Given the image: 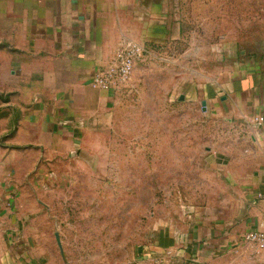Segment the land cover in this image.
I'll list each match as a JSON object with an SVG mask.
<instances>
[{
    "label": "crops",
    "instance_id": "1",
    "mask_svg": "<svg viewBox=\"0 0 264 264\" xmlns=\"http://www.w3.org/2000/svg\"><path fill=\"white\" fill-rule=\"evenodd\" d=\"M210 17L194 15L187 32L180 15L167 13V0H0V233L19 235L21 264L49 260L35 249L41 224L33 221V193L66 180L71 159L96 155L115 122L120 86L93 88V73L122 44L140 45V56L165 53L187 35L193 53L222 62L215 70L191 68L204 79L191 80L186 100L200 103L213 129L205 146L213 180L188 190L206 196L175 231V244L191 264H216L219 256L224 264H264V250L237 241L264 229V26L219 31ZM12 193L19 203L8 209ZM22 193H30L29 206L20 205Z\"/></svg>",
    "mask_w": 264,
    "mask_h": 264
},
{
    "label": "rangeland",
    "instance_id": "2",
    "mask_svg": "<svg viewBox=\"0 0 264 264\" xmlns=\"http://www.w3.org/2000/svg\"><path fill=\"white\" fill-rule=\"evenodd\" d=\"M167 13L180 15L187 32L194 15L213 17L219 31L264 26V0H167ZM190 42L187 35L165 53L149 49L139 56L120 85L121 104L101 149L71 159L66 180L33 193V221L41 224L35 249L49 257L45 264H191L174 236L206 196L188 190L213 180L205 148L213 129L186 94L192 79H204L191 68L215 70L222 61L193 53ZM182 190L187 193H177ZM14 194L6 197L8 209L17 208ZM22 194L20 205L29 206L30 193ZM18 236L0 233V264L27 259L13 241ZM216 260L224 264L221 256Z\"/></svg>",
    "mask_w": 264,
    "mask_h": 264
},
{
    "label": "built area",
    "instance_id": "3",
    "mask_svg": "<svg viewBox=\"0 0 264 264\" xmlns=\"http://www.w3.org/2000/svg\"><path fill=\"white\" fill-rule=\"evenodd\" d=\"M142 48L136 43L122 44L114 54L113 58L104 71L93 73L90 86L101 90H112L118 88L128 77L133 68L135 60L140 56ZM262 121L263 117L254 118ZM247 244L255 253L264 250V229H252L243 232L238 240ZM237 244L231 250L237 249Z\"/></svg>",
    "mask_w": 264,
    "mask_h": 264
},
{
    "label": "water",
    "instance_id": "4",
    "mask_svg": "<svg viewBox=\"0 0 264 264\" xmlns=\"http://www.w3.org/2000/svg\"><path fill=\"white\" fill-rule=\"evenodd\" d=\"M183 99V96L182 95H180L179 96V100H182ZM201 105H202V109L204 108V105H205V103L202 101L201 102ZM56 237H57V235H56ZM57 239V238H56ZM57 241H58V239H57Z\"/></svg>",
    "mask_w": 264,
    "mask_h": 264
}]
</instances>
